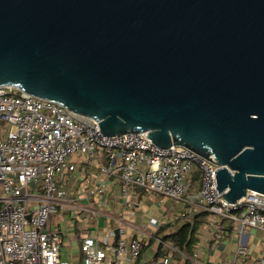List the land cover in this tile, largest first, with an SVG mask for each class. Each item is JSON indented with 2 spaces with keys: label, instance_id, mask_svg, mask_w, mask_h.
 Masks as SVG:
<instances>
[{
  "label": "water",
  "instance_id": "obj_1",
  "mask_svg": "<svg viewBox=\"0 0 264 264\" xmlns=\"http://www.w3.org/2000/svg\"><path fill=\"white\" fill-rule=\"evenodd\" d=\"M0 86L146 132L264 194V0H0Z\"/></svg>",
  "mask_w": 264,
  "mask_h": 264
},
{
  "label": "built area",
  "instance_id": "obj_2",
  "mask_svg": "<svg viewBox=\"0 0 264 264\" xmlns=\"http://www.w3.org/2000/svg\"><path fill=\"white\" fill-rule=\"evenodd\" d=\"M99 152L108 161L99 169L104 180L94 184L83 175L81 191L68 189L63 182H70L84 158H97ZM218 169L188 148L156 145L146 132L107 136L92 118L0 86V264H70L61 257L62 230L49 226L55 214H63L78 231L75 243L82 264H136L163 218L147 215L134 225V188L233 220L242 236L249 228L264 231V194L248 191L237 202H228L217 189ZM114 175L121 181L124 210L119 218L106 214V205L96 207L107 203L109 177ZM102 217L108 224L101 226ZM130 228L135 236H127ZM248 254L241 241L233 264ZM198 257L196 252L195 264ZM154 264L172 260L161 257Z\"/></svg>",
  "mask_w": 264,
  "mask_h": 264
},
{
  "label": "crops",
  "instance_id": "obj_3",
  "mask_svg": "<svg viewBox=\"0 0 264 264\" xmlns=\"http://www.w3.org/2000/svg\"><path fill=\"white\" fill-rule=\"evenodd\" d=\"M106 155L103 152H99L97 158H84L80 163L79 170L72 176L68 183V189L73 191H81L79 184L80 176L85 178H92L94 184H98L104 180L99 172L100 165L107 163ZM188 182H192L191 178H188ZM110 193L108 195L107 203L104 200L96 204L97 208H104V212L113 218H119L121 212L124 210L120 203V188L121 181L118 175L109 177ZM133 200L135 201L136 215L134 216V225L149 215V212H144L143 203L148 204L155 213L149 216H157L163 218L161 227L170 224L174 231L180 229L184 223H195V219H199L198 232L196 233V244L194 252H198L197 264H233L234 256L236 254V248L242 241L249 249V254L246 258L239 259L238 264H264V231L259 229L249 228L247 232L242 236L237 231V222L229 220L223 217L211 215L206 209L199 205H187L184 206L180 201L173 199H164L160 194H150L144 189H133ZM185 212L182 214V212ZM181 212V213H180ZM181 214V215H180ZM58 217H52L49 226L52 228H60L62 230L63 244L61 248V257L63 260L70 262V264H82V253L79 249V245L75 243L76 235L78 231L75 230L69 222L66 221L63 214H55ZM197 217V218H196ZM198 222V221H197ZM107 223L104 220L103 225ZM108 224V223H107ZM177 224V225H176ZM114 225V221L109 223ZM175 226V227H174ZM229 227H232L230 229ZM157 230L152 234L151 241L144 249L142 255L136 261V264H154L161 257L156 259L157 250L159 244L164 237L162 234H157ZM91 233V230H89ZM103 232V231H101ZM127 236H135V231L129 229ZM156 244L154 250H151L146 254V249ZM168 244V243H167ZM194 253V254H195ZM65 256H69L66 259ZM194 256V255H193ZM173 261V256H167ZM192 264H195L193 258L190 259Z\"/></svg>",
  "mask_w": 264,
  "mask_h": 264
},
{
  "label": "trees",
  "instance_id": "obj_4",
  "mask_svg": "<svg viewBox=\"0 0 264 264\" xmlns=\"http://www.w3.org/2000/svg\"><path fill=\"white\" fill-rule=\"evenodd\" d=\"M199 219H195V223H184L177 231L170 229V224L161 227L157 234L163 233L164 237L161 238L162 242L159 244L155 260L164 255H172V264H192L190 259L193 258L195 253L196 233L200 224ZM229 228L232 229V227ZM167 243L171 247H168Z\"/></svg>",
  "mask_w": 264,
  "mask_h": 264
},
{
  "label": "rangeland",
  "instance_id": "obj_5",
  "mask_svg": "<svg viewBox=\"0 0 264 264\" xmlns=\"http://www.w3.org/2000/svg\"><path fill=\"white\" fill-rule=\"evenodd\" d=\"M189 181V180H188ZM191 181H192V178H191ZM194 192H198V190H194ZM179 203H181V202H179ZM143 210H144V212H148L149 210H150V212H149V215L150 214H153V213H155L154 212V210H152V208L148 205V204H146V203H143ZM181 215V214H180ZM53 218L54 217H58V216H56V215H53L52 216ZM102 219V221H101V226H103V221H104V217H102L101 218ZM81 220V219H80ZM79 221V220H78ZM177 225V224H176ZM175 227V226H174ZM84 233H90V231L88 230V229H84ZM100 234L102 235L103 234V232H100ZM155 246H156V244H153L151 247H149L148 249H146V254H148L149 252H151V250H154V248H155ZM156 248H157V246H156ZM149 255H150V253H149ZM65 258L66 259H69L70 261H71V259H70V257L69 256H65Z\"/></svg>",
  "mask_w": 264,
  "mask_h": 264
}]
</instances>
